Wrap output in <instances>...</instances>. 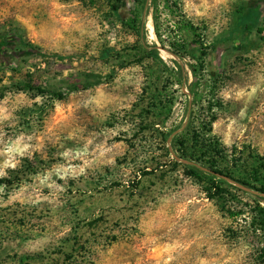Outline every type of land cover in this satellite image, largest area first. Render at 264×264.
Masks as SVG:
<instances>
[{
	"label": "rangeland",
	"instance_id": "obj_1",
	"mask_svg": "<svg viewBox=\"0 0 264 264\" xmlns=\"http://www.w3.org/2000/svg\"><path fill=\"white\" fill-rule=\"evenodd\" d=\"M147 1L0 0V264H264V200L190 167L264 182V0Z\"/></svg>",
	"mask_w": 264,
	"mask_h": 264
},
{
	"label": "trees",
	"instance_id": "obj_2",
	"mask_svg": "<svg viewBox=\"0 0 264 264\" xmlns=\"http://www.w3.org/2000/svg\"><path fill=\"white\" fill-rule=\"evenodd\" d=\"M110 6L112 10L115 12V14L122 20L123 17L120 14V8L121 6L125 5L126 0H109ZM137 3V9H130L131 10V17L127 20L126 24L138 31L141 32L145 29V22L143 21V11L147 5V0H135ZM128 9V8H127ZM260 19V13H258L256 10H251L248 15L242 18V29L246 31H251L253 29V26L258 22ZM193 29V26L188 25ZM262 30V29H260ZM9 40L5 35H0V54L2 51V48L8 45ZM27 47L35 53H38L42 56H47V54L41 52L37 48H35L32 44H27ZM184 47V46H183ZM206 52L202 51V55H205ZM179 69L183 72L184 66L182 64L178 65ZM196 68H192V73L194 77L196 78ZM26 87L35 90L38 89L39 91H42L41 88H36L35 86H31L29 84H26ZM74 89H78V87H74ZM59 97H63V94H58ZM214 147V151L218 152L216 149V146ZM264 164H261V167H263ZM192 173L195 175L196 178H198L200 181H206L211 184L212 187L218 189L219 191H225L224 184L228 183L229 181H233L235 183H239L245 187H248L250 189L255 190L257 193L254 194L257 198L264 200V182H259V178L255 177L253 178L257 183H254L250 181L248 178L244 176H235L231 172L225 171L221 168L216 167L214 164H211L209 166V169L204 168L199 165H190ZM256 174H259L260 167L257 169H254ZM263 194V195H262ZM261 213L264 215V208H262Z\"/></svg>",
	"mask_w": 264,
	"mask_h": 264
},
{
	"label": "water",
	"instance_id": "obj_3",
	"mask_svg": "<svg viewBox=\"0 0 264 264\" xmlns=\"http://www.w3.org/2000/svg\"><path fill=\"white\" fill-rule=\"evenodd\" d=\"M263 195V194H262ZM264 196V195H263Z\"/></svg>",
	"mask_w": 264,
	"mask_h": 264
}]
</instances>
